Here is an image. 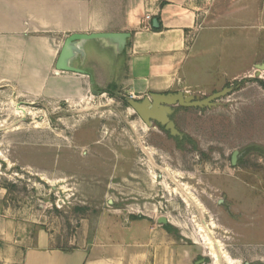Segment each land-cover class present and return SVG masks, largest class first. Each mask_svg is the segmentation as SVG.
Wrapping results in <instances>:
<instances>
[{"label": "rangeland", "instance_id": "1", "mask_svg": "<svg viewBox=\"0 0 264 264\" xmlns=\"http://www.w3.org/2000/svg\"><path fill=\"white\" fill-rule=\"evenodd\" d=\"M202 2L209 10L210 0ZM189 61V79L202 75L207 89L225 82L210 64L198 72ZM252 75L205 94L190 90L204 98L232 88L211 107L174 106L176 133L145 123L124 86L84 85L68 101L0 86V218L42 228L63 250L122 240L131 222L146 221L170 233L171 250L186 253L187 264H216L201 224L233 264H264V74ZM185 185L194 202L174 191ZM2 224L6 264L3 236L13 226Z\"/></svg>", "mask_w": 264, "mask_h": 264}, {"label": "crops", "instance_id": "2", "mask_svg": "<svg viewBox=\"0 0 264 264\" xmlns=\"http://www.w3.org/2000/svg\"><path fill=\"white\" fill-rule=\"evenodd\" d=\"M127 33L113 41L74 40L66 65L75 70L58 67L71 35ZM192 57L198 72L203 62L224 76L208 89L264 74L258 68L264 65V0H210L209 10L202 0H0V86L35 99L73 100L84 85L124 86L137 98L193 88L205 94L201 74L189 79ZM109 70L114 74L104 85ZM1 222L13 226L3 236L6 264H187L186 253L171 250L170 233L146 221L131 222L122 240L114 236L70 250L54 248L40 227L33 232L30 224Z\"/></svg>", "mask_w": 264, "mask_h": 264}, {"label": "water", "instance_id": "3", "mask_svg": "<svg viewBox=\"0 0 264 264\" xmlns=\"http://www.w3.org/2000/svg\"><path fill=\"white\" fill-rule=\"evenodd\" d=\"M159 24L158 18H154L153 25L157 27ZM129 34H100V35H85V34H74L71 35L62 50L58 67L63 70H75L72 67H68L66 65L67 55L69 51V45L72 41L77 39H88V38H106L111 39L113 41L114 38L120 37L125 38L128 37ZM119 42V41H118ZM120 44L118 45V49H120ZM122 49V48H121ZM259 70L264 69V65H259ZM232 88H224L221 91H217L207 97L201 98L199 95H195L190 91H178V92H170V93H150L144 99L138 100L130 98L128 100L129 105L136 111V113L141 117V119L151 125V120H156L165 126L166 129L171 130L173 133H176L175 124L171 120L170 115L173 112L174 106H180L185 108H203L206 106L215 105L216 100L225 96ZM240 153L239 151H235L232 156V164L236 165L238 161ZM160 224H167L169 219L166 216H161L158 219ZM248 264V263H246Z\"/></svg>", "mask_w": 264, "mask_h": 264}, {"label": "bare ground", "instance_id": "4", "mask_svg": "<svg viewBox=\"0 0 264 264\" xmlns=\"http://www.w3.org/2000/svg\"><path fill=\"white\" fill-rule=\"evenodd\" d=\"M186 188H181L178 186L177 188L174 189V191L181 196V198L186 202V203H191L194 202V199L190 197L189 194H187L186 190L188 189V185H185ZM200 230L203 232V237L206 242V247L209 249V255L215 259L216 264H220L221 259H225L228 264H233L232 259L227 255V253L223 250L220 252V250H217L216 246L218 245L215 240H212L209 236V231L205 226L199 224Z\"/></svg>", "mask_w": 264, "mask_h": 264}, {"label": "built area", "instance_id": "5", "mask_svg": "<svg viewBox=\"0 0 264 264\" xmlns=\"http://www.w3.org/2000/svg\"><path fill=\"white\" fill-rule=\"evenodd\" d=\"M145 18L150 22L152 20V15L148 13ZM149 27H151V25H149ZM131 98L136 99V95L131 94Z\"/></svg>", "mask_w": 264, "mask_h": 264}, {"label": "trees", "instance_id": "6", "mask_svg": "<svg viewBox=\"0 0 264 264\" xmlns=\"http://www.w3.org/2000/svg\"><path fill=\"white\" fill-rule=\"evenodd\" d=\"M109 88H111V89H116L117 88V86L116 85H111Z\"/></svg>", "mask_w": 264, "mask_h": 264}, {"label": "flooded vegetation", "instance_id": "7", "mask_svg": "<svg viewBox=\"0 0 264 264\" xmlns=\"http://www.w3.org/2000/svg\"><path fill=\"white\" fill-rule=\"evenodd\" d=\"M145 98V97H144ZM144 98H142V99H144Z\"/></svg>", "mask_w": 264, "mask_h": 264}]
</instances>
